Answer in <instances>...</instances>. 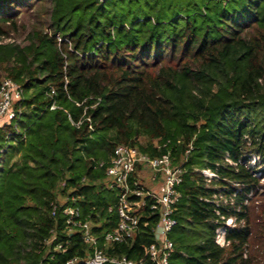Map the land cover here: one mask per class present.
<instances>
[{
  "label": "trees",
  "instance_id": "1",
  "mask_svg": "<svg viewBox=\"0 0 264 264\" xmlns=\"http://www.w3.org/2000/svg\"><path fill=\"white\" fill-rule=\"evenodd\" d=\"M33 7L47 29L2 42L25 30L18 17ZM0 71L23 87L0 126V264L86 256L92 246L67 230L66 205L107 253L143 259L158 214L147 204L133 238L105 244L119 191L98 163L118 144L160 155L167 140L177 163L192 146L170 264H260L264 0H0Z\"/></svg>",
  "mask_w": 264,
  "mask_h": 264
},
{
  "label": "built area",
  "instance_id": "2",
  "mask_svg": "<svg viewBox=\"0 0 264 264\" xmlns=\"http://www.w3.org/2000/svg\"><path fill=\"white\" fill-rule=\"evenodd\" d=\"M22 96L21 84L11 78L1 80L0 126L9 123L15 117L14 105ZM56 107V103H53L51 109ZM169 145L170 140L159 144V149L166 148V150L160 155H153L141 150L138 146L118 144L110 160L98 163V166L105 167L109 178L108 185L119 191L116 205L119 222L114 230L104 234L105 244L128 242L133 238L140 227L139 212L147 204L152 211L158 214L159 219L153 229L155 240L147 247L143 259L135 260L126 255L107 253L99 245L92 222L83 218L81 209L75 205H66L63 212L66 216L67 230L69 232L81 231L82 238L92 246V250L86 256L71 259L67 264L77 262L84 264H170V258L175 249L170 233L177 224L175 207L182 196L179 186L184 180L186 172L184 164L188 160L192 146H189L183 158L177 163ZM226 159L231 161L228 157ZM139 167L149 168L152 171L154 180L152 186H146L137 176ZM202 173L209 180L217 176L211 169H203ZM56 208L57 205L54 206V210ZM232 221L233 218H229L226 225L218 227L216 243L219 245L227 243L226 228Z\"/></svg>",
  "mask_w": 264,
  "mask_h": 264
},
{
  "label": "rangeland",
  "instance_id": "3",
  "mask_svg": "<svg viewBox=\"0 0 264 264\" xmlns=\"http://www.w3.org/2000/svg\"><path fill=\"white\" fill-rule=\"evenodd\" d=\"M20 20V23H22L21 25H25V30L24 29H20L17 32H14L11 34V37L9 38H3L1 39L2 42H21L25 44V42L27 41L26 36H27V32L31 29V27H42V23L44 21H42L41 19V14L38 12L37 7H33L31 9H29L28 11H24L21 12V15L18 17ZM44 20V19H43ZM47 25H43V27L45 28V30L47 29L46 27ZM5 78V74H3L0 71V81ZM143 144H144V140H142ZM109 181V178L106 177L105 182L107 183ZM64 201V199L62 200ZM235 223V220L233 219L232 223L230 224L233 225ZM254 244H255V255L258 259V261L260 262V264H264V236L260 239V240H254Z\"/></svg>",
  "mask_w": 264,
  "mask_h": 264
},
{
  "label": "crops",
  "instance_id": "4",
  "mask_svg": "<svg viewBox=\"0 0 264 264\" xmlns=\"http://www.w3.org/2000/svg\"><path fill=\"white\" fill-rule=\"evenodd\" d=\"M137 176L143 181L146 186H152L154 184L153 173L149 168L139 167Z\"/></svg>",
  "mask_w": 264,
  "mask_h": 264
}]
</instances>
